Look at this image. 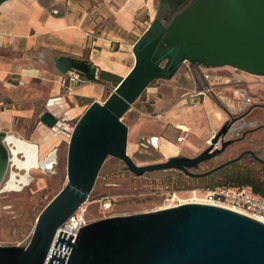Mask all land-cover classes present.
<instances>
[{"label": "water", "instance_id": "95a60500", "mask_svg": "<svg viewBox=\"0 0 264 264\" xmlns=\"http://www.w3.org/2000/svg\"><path fill=\"white\" fill-rule=\"evenodd\" d=\"M182 3L170 19L151 20L132 45L129 71L102 103L92 101L77 119L68 140L64 186L38 214L26 245L0 246V264H264V222L197 202L101 218L80 226L73 241L59 231L53 247L64 253L52 249L47 256L56 229L85 202L107 157L122 161L135 176L175 170L204 177L245 155L264 164L255 152L243 150L209 170L194 172L243 139L249 129L239 137H225L238 126H249L245 118L255 106L238 116L228 114L194 157L137 165L127 154L123 115L152 81L170 79L182 63L206 69L229 66L264 77V0H174L170 7ZM53 61L60 74L75 71L88 82L98 81L96 67L86 59L61 55ZM40 122L53 129L60 121L46 111ZM6 139L0 132V187L11 162ZM49 163L47 168L53 160Z\"/></svg>", "mask_w": 264, "mask_h": 264}, {"label": "crops", "instance_id": "0c3cea01", "mask_svg": "<svg viewBox=\"0 0 264 264\" xmlns=\"http://www.w3.org/2000/svg\"><path fill=\"white\" fill-rule=\"evenodd\" d=\"M111 1H117L118 7ZM83 3L8 0L0 5V132L35 144L42 157L57 138L40 122L41 114L47 111L74 125L92 101L103 102L106 89L98 81H84L67 95L64 75L54 67L53 58L63 55L86 59L96 67L97 75L104 71L123 77L134 61L132 45L153 19V0H101L94 12ZM108 16L117 33L99 25ZM205 73L210 72L198 67L200 83L193 80L182 86L172 82L168 84L169 93H164L162 85L150 90L147 102L152 100L151 115L139 116L133 129L128 127L133 139L127 148L134 151L138 145H148L165 158L194 157L227 120L226 106L237 105L247 95L248 108L255 107L245 122L257 125L245 128V132L250 131L234 147L264 156V80L242 78L246 82L237 79L239 82L234 83L232 77L211 73L217 76L215 93L188 104L185 94L205 86ZM153 123L158 124L156 131L139 135L145 124ZM179 136L181 141H177ZM151 137H155L154 143Z\"/></svg>", "mask_w": 264, "mask_h": 264}, {"label": "rangeland", "instance_id": "374dc122", "mask_svg": "<svg viewBox=\"0 0 264 264\" xmlns=\"http://www.w3.org/2000/svg\"><path fill=\"white\" fill-rule=\"evenodd\" d=\"M78 1H83V4L86 3L87 9L93 12L97 11L98 4L101 2V0ZM116 2L111 1L112 6L115 8L118 7ZM158 5L159 0H153V18L157 16ZM99 25L106 26L108 29H114L116 32L114 22L109 16L103 17ZM198 67L197 65L184 62L170 79H157L152 81L130 105L129 109L123 115L122 121L127 127H131L132 130L139 116L151 115L150 103H152V100H148L147 102V94L155 87L162 85L164 93H169L170 86L168 84L172 82L180 83L182 86H186L188 83L191 84L193 80L200 83ZM209 72L224 77L229 76L240 79L242 82H246L243 81L245 78H248L250 82L264 80V77L251 75L229 66L210 68ZM105 86V95L102 101L113 90L111 82L105 83ZM59 121L62 124V128L65 127L64 130L54 132L52 129H49L51 134L56 135L57 141L48 148L43 157L41 156V158H48L49 154L53 153L54 160L51 168L31 170L28 175V183L18 190L6 189V182L9 181L11 173L18 172L15 165L10 166L7 170L0 187V246L26 245L32 234L38 214L64 186L69 140V135L66 134L65 130L67 127L73 126V122L67 123L66 121H62V119ZM157 125L154 123L150 125L145 124L142 131H139V135L149 130L156 131ZM28 127L29 130H32L34 127L33 123H30ZM154 138L151 137L152 143H154ZM132 139L133 135L130 133L127 136V144ZM143 146L145 145H138L134 151L130 149V146L127 148V154L137 165H146L168 159L161 156L152 147L148 145ZM243 150L245 149L234 147L233 143L222 154L201 163L194 172L209 170L234 158ZM258 157L264 160V156L261 154ZM239 165L251 167L258 178L264 180V164L255 161L251 156L245 155L239 161ZM190 185L192 187H189ZM205 187L206 185L204 183H176V171L174 172V170L153 171L142 176H135L126 169L122 161L113 157H107L97 174L92 190L85 202L81 205V208L84 212L85 219L88 222H92L108 216L145 212L193 202L195 196L192 191L202 190ZM106 198L111 201V209L109 211L101 209V203Z\"/></svg>", "mask_w": 264, "mask_h": 264}, {"label": "built area", "instance_id": "2783aa9c", "mask_svg": "<svg viewBox=\"0 0 264 264\" xmlns=\"http://www.w3.org/2000/svg\"><path fill=\"white\" fill-rule=\"evenodd\" d=\"M204 69L208 71L210 70L206 68ZM63 75H64V79L62 80V82L66 86L65 89L67 95L71 94L74 86H77L81 82L86 81L75 71H70ZM215 77L217 76H213L211 73L203 74L202 78L205 81V86L194 92L186 93L185 101L188 104H196L199 103L202 98L215 93L214 90L216 85V81L214 80ZM230 80L234 83L239 82V80L235 78H231ZM219 100L221 101L222 99ZM249 103H250L249 97L247 95H243L242 99L237 105L226 106L227 113L230 114L231 116H238L247 110ZM256 125H257L256 122H250L248 127H254ZM245 127L246 126L243 127L238 126V129L228 132L225 138L239 137L242 131L245 129ZM72 128L73 126H69L66 128L65 131L67 135H70ZM216 132L217 131L212 132L211 138L216 134ZM181 140H182L181 136L177 137V141H181ZM209 140H208V144H209ZM218 147H219V143H216L214 145V148H218ZM12 165H13L12 162H10L9 167ZM192 193L195 196L193 202L203 203L213 206H220L223 208H227L245 214L262 222L264 221V196L259 193H256L250 185H242L239 187L216 185L202 190H193ZM101 209L104 211H109L111 209V201L107 198L104 199L101 203ZM87 223L89 222L85 219L84 212L80 207L56 229L47 256L50 255L52 249L64 253V251L53 247L59 231L70 234L69 236H72V241H73L78 233L80 226L86 225Z\"/></svg>", "mask_w": 264, "mask_h": 264}, {"label": "trees", "instance_id": "16d2710c", "mask_svg": "<svg viewBox=\"0 0 264 264\" xmlns=\"http://www.w3.org/2000/svg\"><path fill=\"white\" fill-rule=\"evenodd\" d=\"M120 80L121 77L116 74L104 71H100L98 73V82L103 84L111 82L113 88L119 83ZM239 161L229 164L212 174L198 178L186 176L183 173L176 171V183H204L206 185L205 188H210L216 185H224L228 187L250 185L256 193L264 196V180L258 178L251 167L240 166ZM192 186L190 185L189 187Z\"/></svg>", "mask_w": 264, "mask_h": 264}, {"label": "bare ground", "instance_id": "6f19581e", "mask_svg": "<svg viewBox=\"0 0 264 264\" xmlns=\"http://www.w3.org/2000/svg\"><path fill=\"white\" fill-rule=\"evenodd\" d=\"M52 130L61 132L63 130L62 124L59 122L58 127H54ZM6 140L11 151V162L18 170V172L11 173L9 181L6 182L7 190H18L25 186L29 181L28 175L31 170H44L47 168L46 165H51L49 162L54 160L53 153H50L48 158H41L39 149L35 144L12 134H8Z\"/></svg>", "mask_w": 264, "mask_h": 264}, {"label": "flooded vegetation", "instance_id": "af4514ba", "mask_svg": "<svg viewBox=\"0 0 264 264\" xmlns=\"http://www.w3.org/2000/svg\"><path fill=\"white\" fill-rule=\"evenodd\" d=\"M173 2L174 0H170L167 3L164 2L159 3L156 15L160 19L168 20L184 6V4L182 3L179 7L172 8L170 7V4Z\"/></svg>", "mask_w": 264, "mask_h": 264}]
</instances>
